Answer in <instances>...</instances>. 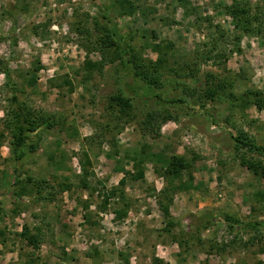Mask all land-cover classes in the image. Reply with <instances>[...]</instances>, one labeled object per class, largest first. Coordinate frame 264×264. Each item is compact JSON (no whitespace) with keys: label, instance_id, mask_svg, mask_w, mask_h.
Wrapping results in <instances>:
<instances>
[{"label":"rangeland","instance_id":"obj_1","mask_svg":"<svg viewBox=\"0 0 264 264\" xmlns=\"http://www.w3.org/2000/svg\"><path fill=\"white\" fill-rule=\"evenodd\" d=\"M135 1L137 11L117 17L115 0H0V264H264V227L194 222L205 212L264 221V178L241 159L264 163V154L237 151L231 136L264 145V33L235 26L223 5L236 0ZM239 1L264 11V0ZM110 23L147 61L164 60L156 92L184 102L134 90L120 61L89 66L102 61L98 27ZM5 66L20 100L59 120L20 162L4 120ZM220 80L227 90L207 100L206 87ZM248 89L262 92V106L242 100ZM120 91L134 99L131 121L109 108ZM150 111L173 118L149 124ZM174 154L194 162L193 188L174 192L166 216L170 184L155 168ZM136 157L147 158L136 167ZM15 169L46 180L41 192L15 195ZM26 223L39 248L19 235Z\"/></svg>","mask_w":264,"mask_h":264},{"label":"trees","instance_id":"obj_2","mask_svg":"<svg viewBox=\"0 0 264 264\" xmlns=\"http://www.w3.org/2000/svg\"><path fill=\"white\" fill-rule=\"evenodd\" d=\"M179 5L184 8L191 7V0H177ZM116 10V16H123L127 14H132L137 11V5L135 0H115L113 3ZM225 12L232 17V21L235 26L245 32H252L255 30V25L257 26V31L264 33V11L257 7L254 9L251 4L247 1L240 2L239 0L234 1L231 4L223 5ZM195 9L196 8H192ZM108 21H112V18H108ZM262 21V22H261ZM257 23H259L257 25ZM98 24V22H97ZM100 30V37L97 40V46L102 55V61L89 63V66H98L102 68L107 60L110 62L120 61L122 68L126 71L127 75L131 77L132 83H134V90H140L145 93V95L152 96L162 100L163 102H184V99H163L161 95L156 92L158 87L162 84V77L164 73L161 71L160 63L164 60L161 58L159 61H150L142 56L140 51L137 49L135 44L132 42V37L122 33L118 23H110L108 26L98 27ZM155 50H160L159 45H155ZM214 49V47H212ZM170 47L167 48L169 50ZM211 52V50L207 51ZM199 53V51H198ZM167 60V59H165ZM6 78L7 84L11 88V93L9 97L10 105L5 112V125L7 130L11 134V148L15 155V159L20 162L28 152H35L38 149L39 141L42 138V133L44 131L53 129L58 125L59 120L56 118L54 113H49L41 109L33 108L31 105L20 100L19 95L15 92L18 90L17 83L12 80L10 68L5 66L3 70ZM209 78H216L211 74ZM228 83L217 81L208 85L204 91V96L207 100H215L218 94H222L227 87ZM138 92V91H137ZM260 90L248 89L242 95V100L244 98H250L251 103L255 102L259 106L261 105L262 97ZM229 97L238 100L240 97L235 95L233 92H229ZM253 99H252V97ZM134 99L132 96L127 95L124 91H120L112 94L109 97V108L116 114L117 110L121 111L123 117H127L128 121L135 118L133 115ZM244 102V101H243ZM196 105H199L198 103ZM205 108V105H201ZM157 118H162L163 123H167L172 115L168 112H157L150 111L146 115L147 122L152 123L157 120ZM218 124L217 121H214ZM233 140L235 141V149L237 151H245L250 154H264V145L259 144L252 137L247 136V134H232ZM147 157H140L134 159V164L136 167L142 165ZM242 165L246 166L250 171L260 178H264V163L262 160L257 159L252 156H247L243 154ZM162 161V160H161ZM18 165V164H17ZM193 167L194 162L189 160L184 155L174 154L169 156L163 162V170L161 171L158 167L155 168L156 172L165 177L170 184V188L164 189L163 193L169 192L168 203H162L161 206L164 210L166 216H170L169 213V203L172 202L174 198V192L179 190H187L193 186ZM144 169H140L137 178L144 177ZM15 181L13 184L18 185L19 189L14 190V194L18 197L24 196L26 194H31L34 188H37V192L43 188V183L46 180L39 181L37 178L27 175L24 176L20 173L18 169L14 171ZM124 183V180L121 181ZM42 186V187H41ZM193 188V187H192ZM33 189V190H31ZM39 189V190H38ZM29 190H31L29 192ZM48 198V197H47ZM119 216L123 215V211L118 212ZM197 218V217H196ZM200 222L196 229H207L211 228L217 222H222L227 225L230 229L234 226H239L243 230H260V227H264V221H255L243 223L241 220L236 218L233 214L226 213L224 216L216 215L211 212H205L200 215L199 218L195 219L194 222ZM170 225L173 224L169 223ZM193 226V225H192ZM195 227V225H194ZM27 244L33 248H39L40 237L38 234H34L28 223L24 224L22 231L19 234Z\"/></svg>","mask_w":264,"mask_h":264}]
</instances>
